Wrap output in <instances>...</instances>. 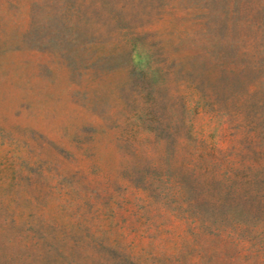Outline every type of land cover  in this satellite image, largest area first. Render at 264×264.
<instances>
[{"label": "rangeland", "instance_id": "1", "mask_svg": "<svg viewBox=\"0 0 264 264\" xmlns=\"http://www.w3.org/2000/svg\"><path fill=\"white\" fill-rule=\"evenodd\" d=\"M0 264H264V0H0Z\"/></svg>", "mask_w": 264, "mask_h": 264}]
</instances>
